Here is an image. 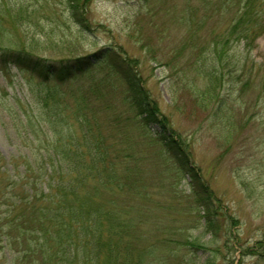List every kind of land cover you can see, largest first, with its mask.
I'll return each mask as SVG.
<instances>
[{
  "label": "trees",
  "instance_id": "obj_1",
  "mask_svg": "<svg viewBox=\"0 0 264 264\" xmlns=\"http://www.w3.org/2000/svg\"><path fill=\"white\" fill-rule=\"evenodd\" d=\"M59 1L0 0V113L20 145L10 158L0 153V264H175L172 239H159V232L152 241V230L145 229L140 201L148 194L141 165L154 158L136 148L130 123L133 119L145 146L162 143L166 156L179 164L181 181L189 176L200 184L197 201L207 214L201 218L211 229L217 215L191 166L189 143L170 127L124 52L105 48L89 55L45 56L59 48L56 36L69 39L65 30L71 34L76 28L83 35L95 29L90 20L94 0ZM185 7L178 21L187 28L199 22L202 9L204 24L210 13H234L223 35L199 47L192 44L193 51L201 50L193 53L197 67H187L198 74L185 89L200 102L195 82L203 77L206 91L214 95L229 62L241 99L253 80L246 54L264 35V0H186ZM195 40L192 35L190 41ZM104 64L112 70L100 74L97 69ZM11 67L21 77L22 94L12 90ZM118 82L127 87L134 117L110 98L109 88ZM218 105L215 118L222 114L231 123L227 99ZM100 113L106 116L102 123ZM155 125L162 128L156 139L150 134ZM107 128L116 130L117 138L110 140ZM181 247L206 251L191 238ZM191 261L183 255L177 264Z\"/></svg>",
  "mask_w": 264,
  "mask_h": 264
},
{
  "label": "rangeland",
  "instance_id": "obj_2",
  "mask_svg": "<svg viewBox=\"0 0 264 264\" xmlns=\"http://www.w3.org/2000/svg\"><path fill=\"white\" fill-rule=\"evenodd\" d=\"M53 3L61 5L59 0ZM185 5L186 0H94L90 20L95 29L84 36L76 28L71 34L65 30L69 39L56 36L59 48L45 56L89 55L105 48L124 52L135 62L144 88L162 114L169 117L170 127L173 125L187 139L191 166L207 188L212 198L210 206L217 215L211 229H206L205 219L201 218L207 214L197 201L200 184L192 182L189 176L181 181L180 166L166 156L162 143L145 146L141 131L132 126L133 119L129 127L136 148L154 158L141 165L148 194L140 201L145 229L152 230V241L159 232V239H172V251L178 256L173 263H180L186 255L192 264H264V35L251 54H246L247 74L252 73L253 80L242 98L236 94V73L228 62L225 66L229 68L222 70V86L213 87L214 95L206 91L207 80L197 78L195 85L202 91V102H197L184 87L198 74L187 65L197 67L193 53H199L201 47L193 51L195 48L191 46L193 43L202 46L214 35H223L234 13L207 14L204 24L202 9L196 19L199 22L187 28L178 21L184 16ZM58 8L61 11L62 6ZM41 22L45 23L43 19ZM30 32L35 30L31 28ZM192 35L196 39L193 42ZM182 52L184 59L179 56ZM11 68L15 76L12 90L22 94L25 88L17 84L21 77L15 67ZM97 70L106 74L112 69L104 64ZM109 90L112 102L134 117L127 87L118 82ZM223 97L231 109V123L221 113L217 118L213 115ZM99 118L101 123L106 121L103 113ZM228 124L232 126L226 128ZM106 132L110 140L118 136L116 130L107 128ZM161 133L158 125L150 130L155 139ZM19 146L18 138L9 131L0 113V153L10 158L16 155ZM187 237L204 245L206 251H187L181 247ZM259 242L263 245H258Z\"/></svg>",
  "mask_w": 264,
  "mask_h": 264
}]
</instances>
